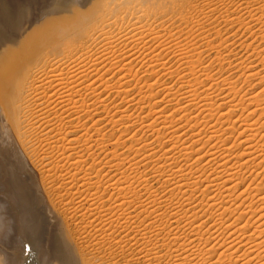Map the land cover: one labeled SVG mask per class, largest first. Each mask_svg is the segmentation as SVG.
Listing matches in <instances>:
<instances>
[{"label": "bare ground", "instance_id": "obj_1", "mask_svg": "<svg viewBox=\"0 0 264 264\" xmlns=\"http://www.w3.org/2000/svg\"><path fill=\"white\" fill-rule=\"evenodd\" d=\"M221 20L264 67V0H0V264H264V88L212 75Z\"/></svg>", "mask_w": 264, "mask_h": 264}, {"label": "rangeland", "instance_id": "obj_2", "mask_svg": "<svg viewBox=\"0 0 264 264\" xmlns=\"http://www.w3.org/2000/svg\"><path fill=\"white\" fill-rule=\"evenodd\" d=\"M46 2H47V0H46ZM26 10V11H25ZM24 11H25V14L23 15V17L24 18H28V22H29V20H30V17H31V14H32V10H29V9H25ZM43 9H40V12L42 11ZM30 11V12H29ZM217 16H218V14H217ZM216 23H218V22H216ZM216 23H213V24H216ZM219 25H221V26H219ZM213 27L216 29V30H218V32H220V35H216L215 33L217 32L216 30V32L214 31V33H212V40L210 39H208L207 41H201V40H197L198 42V44H199V42H203V43H201L200 45L201 46H206V45H210V46H206V49H207V51L209 52V53H211L210 55L212 56V75H223V77H229V74H230V78H231V80L232 81H234L235 82V85H236V89H237V91H239V92H237L239 95H238V97L237 98H240V96L242 97V98H247L248 96L247 95H252L254 92L255 93H257V91H260V90H262L263 88H264V83H256V84H254L255 82H257V81H244V80H242V78L240 77V76H238V75H241L242 74V70L244 69V64H246L247 63V66H248V64L249 63H251L252 65H250V67L251 66H255V68H254V66H253V70H255V69H258L259 71H256V73L257 72H259L260 73V75H262V73L264 74V67H261V65H260V62H259V59L258 58H254V57H252V58H250L249 59V57H248V55H252V56H254V53L253 54H251V50H247V51H245L246 49V46H244L243 48H241L240 46H243V45H241V43L242 42H244L243 40H244V37H236V38H234V39H239V40H241V43H239L240 45H238V47H236L235 45L232 47V49H233V51L234 52H232V53H229V52H227L226 51V48H225V45L223 44V42L221 43V41H222V38H226L227 36L225 35V29H226V27H224L223 26V23H222V20L216 25V26H214L213 25ZM212 27V28H213ZM217 28H219V29H217ZM225 30V31H224ZM218 34V33H217ZM222 35H224L223 37H221ZM194 37H195V35H194ZM221 37V38H220ZM220 38V39H219ZM221 40V41H220ZM246 40V39H245ZM251 40V41H250ZM233 41H235V40H233ZM252 43V45L254 46H256V43L257 42H253L252 41V39H249V40H247L246 41V44H251ZM260 42V41H259ZM258 42V43H259ZM206 43H208V44H206ZM211 43V44H210ZM257 43V44H258ZM223 44V45H222ZM260 44V46H264V42H261V43H259ZM221 45V46H220ZM211 50H210V49ZM240 48V49H239ZM205 49V48H204ZM250 53V54H249ZM225 54H227V55H225ZM247 56V57H246ZM219 59V60H218ZM253 59V60H252ZM173 59H171V61H172ZM249 60H251V62L249 61ZM255 60L259 63H256L255 62ZM246 61V62H245ZM173 63L175 62V61H172ZM243 62V63H242ZM229 64H231V65H229ZM242 65V67H241V65ZM220 65H221V67H220ZM227 66V67H226ZM231 66V67H230ZM233 66V67H232ZM241 67L239 70H237L236 71V69H238V67ZM246 67V66H245ZM232 68V69H231ZM235 68V69H234ZM225 69V70H224ZM230 69V70H229ZM234 69V70H233ZM260 69H262V70H260ZM231 70H233V71H231ZM215 71V72H214ZM229 71V72H228ZM239 71V72H238ZM222 72V73H221ZM239 73H241V74H239ZM253 73H254V71H253ZM159 75V74H158ZM161 75V74H160ZM234 75H236V76H234ZM240 77V78H239ZM234 79H236V80H234ZM244 82V83H243ZM254 82V83H253ZM252 85H254V87L252 86ZM241 86V87H240ZM248 86V87H247ZM239 88V89H238ZM249 88V89H248ZM243 93V94H242ZM247 94V95H246ZM245 95H246V97H245ZM241 98V99H242ZM23 159H24V161H25V164H26V167L30 170L29 172L30 173H34L33 174V176L34 175H36V176H34V178H36L35 179V181H36V183H37V187L39 188V190L37 191V193H38V195H39V197L42 199V200H44L45 202H44V204L45 205H47V207H49L50 208V211H51V213L53 214L54 212L52 211V209H51V206H50V204H49V202H48V200H47V197H46V195H45V192H44V190H43V188H42V186H41V184H40V181H39V176H38V174L34 171V169L32 168V166H31V164L29 163V161H28V159L23 155ZM54 215V214H53ZM57 247V246H56ZM165 261H166V258H165ZM163 263V262H162ZM161 263V264H162ZM133 264V263H132Z\"/></svg>", "mask_w": 264, "mask_h": 264}]
</instances>
